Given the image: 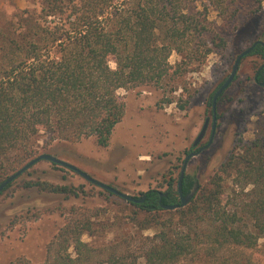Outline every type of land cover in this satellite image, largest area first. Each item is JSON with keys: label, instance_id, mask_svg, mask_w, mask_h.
I'll use <instances>...</instances> for the list:
<instances>
[{"label": "trees", "instance_id": "1", "mask_svg": "<svg viewBox=\"0 0 264 264\" xmlns=\"http://www.w3.org/2000/svg\"><path fill=\"white\" fill-rule=\"evenodd\" d=\"M232 1L209 0L217 12H230L234 17L238 11L231 7ZM189 2L44 0L42 11L53 16V26L35 23L27 35L18 33L14 40L0 43V182L39 153L34 143L41 132L46 143L93 136L99 146H107L124 114L119 89L180 77L191 63L204 62L212 50L209 43L225 46L206 9L191 7ZM174 51L180 59L170 64L168 58ZM249 54L264 58V44H256ZM111 59L114 68L109 65ZM254 79L264 81V66ZM186 102L179 107L183 109ZM260 146L253 141L244 145L245 153H236V145L210 176L208 187L195 200L189 197L191 203L175 209L181 214L177 221L162 219L159 213L171 212L162 204L180 202L178 177H170L164 191L142 192L141 202L126 200L134 208V224L141 230L155 229L152 236L142 238L140 253L118 252L110 246L106 253L93 254L81 239L91 230V219L75 212L50 241L45 264H85L94 256H100L98 263L102 264H180L183 260L244 264L237 248H252L264 236V154ZM238 176L240 184L234 183L240 185L238 192L245 202L222 203L225 178ZM193 183V176L184 173L182 193H188ZM22 185L65 196L83 192L80 185L40 179ZM12 264L29 262L21 259Z\"/></svg>", "mask_w": 264, "mask_h": 264}, {"label": "rangeland", "instance_id": "2", "mask_svg": "<svg viewBox=\"0 0 264 264\" xmlns=\"http://www.w3.org/2000/svg\"><path fill=\"white\" fill-rule=\"evenodd\" d=\"M189 3L201 11L206 9L208 20L224 38L225 46L209 43L212 50L204 62L191 63L180 77L167 76L159 82L119 89L124 114L107 146H99L93 136L56 138L46 143V135L41 132L34 143L38 154H53L94 178L138 197L151 188L166 190L170 177L176 180L186 154L193 148L192 143L208 117L206 133L198 145L203 147L189 158L185 169L197 184L194 200L208 187L210 176L236 145V153H245L244 145L254 141L261 145L264 154V85L254 79V71L262 60L253 54L241 58L233 80L217 98L215 131L211 142L204 146L211 132L210 96L229 75L238 54L255 40L264 41V0L232 1L231 7L235 6L238 11L234 17H230V12H217L209 0ZM43 5L44 0H0V43L14 40L18 33L27 35L35 23L53 26L55 20L45 15ZM179 59L174 51L168 61L174 64ZM109 65L115 67L113 59ZM184 100L187 102L182 109L179 103ZM31 179L80 185L83 192L65 196L24 188L23 182ZM239 180L240 176L225 178L222 203L245 202L243 194L238 192ZM170 210L169 214L161 211V218L180 219L179 211ZM75 212L86 213L85 218L91 219V230L81 239L92 248L93 254L106 253L110 246L118 252L128 250L138 254L142 238L152 236L155 230L153 227L141 230L134 224V208L123 198L108 193L69 168L42 159L0 192V264L21 259L29 264H45L50 241ZM242 214L245 215L243 211ZM68 251L75 255L73 247ZM237 252L244 264H264V236L254 247H239ZM100 259L94 256L85 264H102L98 263ZM180 264L198 263L183 260Z\"/></svg>", "mask_w": 264, "mask_h": 264}, {"label": "water", "instance_id": "3", "mask_svg": "<svg viewBox=\"0 0 264 264\" xmlns=\"http://www.w3.org/2000/svg\"><path fill=\"white\" fill-rule=\"evenodd\" d=\"M256 44H264V42L260 39L255 40L248 48H246L245 50H243L241 53L238 54V56L235 59V62L233 64L232 70L229 73V75L226 77V79L220 84V86L215 90L213 96H212V101H211V106H212V125H211V133L209 136V139L207 141V143L205 144V146H207L210 142L211 139L213 137L214 131H215V123H216V101L217 98L219 97V95L224 91V89L230 84V82L233 80L237 70H238V66H239V62L241 60V58L247 54L250 53V51L252 50V48L254 47V45ZM262 85H264V82H261ZM208 123H209V118L207 117L204 120V123L199 131V133L197 134L195 140L192 143V146H196L199 144V142L201 141V139L204 137L207 127H208ZM198 153V150H193L190 151L186 154L183 163L181 165L180 168V172H179V176H178V181H177V190L179 192V198H180V202L179 203H174V204H162V207L165 209H176L178 207H182L184 205L187 204L189 197L193 196L195 194L196 191V187L197 184L196 182L193 183L190 191L186 194L182 193L181 190V183H182V178L183 175L185 173V169H186V164L187 161L189 160V158H191L192 156L196 155ZM49 160L52 163H56L59 164L61 166H64L66 168H69L73 171H75L77 174H79L80 176H82L84 179H86L87 181L101 187L104 190L110 191L115 195H118L119 197L128 200V201H133V202H141L144 200L145 198V194H143L141 197H135L127 192L121 191L118 188H116L115 186H112L108 183H105L103 181H100L96 178H94L93 176H91L90 174H88L86 171L78 168L77 166H75L72 163H69L63 159L58 158L57 156L53 155V154H49V153H41L37 156H35L34 158L30 159L28 162H26L23 166H21L19 169H17L15 172L11 173L10 175H8L2 182H0V192L2 190H4V188L11 183L17 176H19L24 170L28 169L30 166H32L33 164H35L37 161L39 160ZM162 196V193H160V197Z\"/></svg>", "mask_w": 264, "mask_h": 264}, {"label": "flooded vegetation", "instance_id": "4", "mask_svg": "<svg viewBox=\"0 0 264 264\" xmlns=\"http://www.w3.org/2000/svg\"><path fill=\"white\" fill-rule=\"evenodd\" d=\"M263 42H264V41H263ZM254 46H255V45H254ZM253 48H254V47H253ZM253 48H252V49H253ZM259 57H260V56H259ZM260 58H261L262 62H261V64L255 69L254 74L258 72V69H259L260 67L264 66V58H262V57H260ZM261 82H264V81H260V82H258V83L261 84ZM211 125H212V122H211ZM215 125H216V123H215ZM210 133H211V132H210ZM198 145H199V144H198ZM198 145L193 146V148H192L190 151L198 150V152H200L203 146H198ZM204 146H205V145H204ZM190 151H189V152H190Z\"/></svg>", "mask_w": 264, "mask_h": 264}]
</instances>
